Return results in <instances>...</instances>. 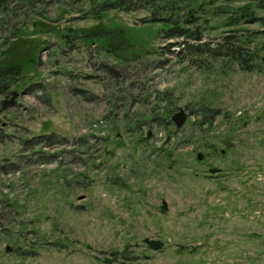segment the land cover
Instances as JSON below:
<instances>
[{"label":"rangeland","instance_id":"obj_1","mask_svg":"<svg viewBox=\"0 0 264 264\" xmlns=\"http://www.w3.org/2000/svg\"><path fill=\"white\" fill-rule=\"evenodd\" d=\"M179 1L199 44L235 33L255 71L181 54L113 0L0 14L21 68L0 96V264H264V0Z\"/></svg>","mask_w":264,"mask_h":264},{"label":"trees","instance_id":"obj_2","mask_svg":"<svg viewBox=\"0 0 264 264\" xmlns=\"http://www.w3.org/2000/svg\"><path fill=\"white\" fill-rule=\"evenodd\" d=\"M11 0H0V14L5 13L8 9V3ZM13 1V0H12ZM30 3L32 0H22ZM103 10H116L122 12H131L135 10H143L149 15L142 25L148 24H162L164 29L160 30L163 38L167 40H174V45L181 47L180 53L188 57L196 58L204 55H209L213 59H227L234 62L242 70L253 72L255 71V62L258 57H254L252 53L248 52L242 46L243 41L235 33L226 36L220 44L215 48L199 44L201 34L198 29L192 27L194 20L191 19L190 12L193 10L192 6L182 3L179 0H113V2L103 5ZM189 10V12H184ZM243 9H240V11ZM242 14H248L247 12ZM245 16V15H243ZM0 17V24L2 23ZM196 25V24H195ZM190 26V27H187ZM122 32V31H121ZM119 32V34L121 33ZM14 33V32H13ZM160 33L158 35H160ZM122 34V33H121ZM89 36L95 37H110L116 38L115 32L109 29L97 30L92 32ZM180 40V41H179ZM110 46H112L110 44ZM113 47V46H112ZM32 60V59H31ZM21 68L18 64L11 65L0 62V96H7L10 86L14 85L16 80L20 77ZM112 71L113 67H109ZM213 117L207 111L202 110L198 117L195 127L200 130L203 125H207L208 118Z\"/></svg>","mask_w":264,"mask_h":264},{"label":"water","instance_id":"obj_3","mask_svg":"<svg viewBox=\"0 0 264 264\" xmlns=\"http://www.w3.org/2000/svg\"><path fill=\"white\" fill-rule=\"evenodd\" d=\"M13 95V94H12ZM15 96V95H13ZM5 104V102L3 103V105ZM187 118V115L184 113L183 110H179L178 113L174 114L171 118L172 122L175 124V126L179 129L185 122ZM197 159L200 160L201 159V156H197ZM212 174H216V170L213 169L210 171ZM163 209L165 210L166 207H165V203L163 202ZM149 247H151L152 249H155V250H159L162 248L163 246V243L160 242V241H154V240H145L144 241Z\"/></svg>","mask_w":264,"mask_h":264}]
</instances>
